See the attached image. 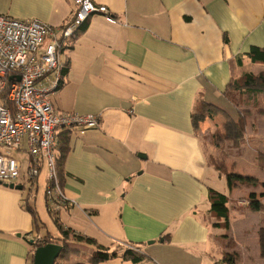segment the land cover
I'll return each instance as SVG.
<instances>
[{
	"label": "crops",
	"instance_id": "crops-1",
	"mask_svg": "<svg viewBox=\"0 0 264 264\" xmlns=\"http://www.w3.org/2000/svg\"><path fill=\"white\" fill-rule=\"evenodd\" d=\"M92 1L117 22L96 13L83 23L64 49L67 71L50 101L57 111L100 121L83 133L57 130L68 141L60 176L67 199L50 203L43 195V206L64 228L117 249L116 257L88 264H134L121 257L132 245L145 255L136 264H215L228 251L209 201L210 178L221 173L197 132L210 129L208 117L194 123L192 114L204 100L236 121L230 104L243 96L236 111L248 109L250 124L264 121L263 83L225 93L245 73L264 78L262 62L246 55L264 47V0ZM73 9V0H0V14L52 26L65 25ZM27 181L22 172L21 189L0 182V264H29L35 235L62 243L31 204ZM75 242L77 250L84 243Z\"/></svg>",
	"mask_w": 264,
	"mask_h": 264
},
{
	"label": "built area",
	"instance_id": "built-area-1",
	"mask_svg": "<svg viewBox=\"0 0 264 264\" xmlns=\"http://www.w3.org/2000/svg\"><path fill=\"white\" fill-rule=\"evenodd\" d=\"M73 3L72 17L63 26L0 14V182L16 183L24 160L17 154L25 153L28 164L23 174L28 182L32 184L45 166L44 194L48 202L57 204L67 199L56 172L57 130L83 133L100 121L99 115L61 112L51 104L50 95L64 68L60 54L93 14L117 22L105 5L92 0ZM45 39L49 41L41 50ZM34 239L44 245L40 235Z\"/></svg>",
	"mask_w": 264,
	"mask_h": 264
},
{
	"label": "rangeland",
	"instance_id": "rangeland-1",
	"mask_svg": "<svg viewBox=\"0 0 264 264\" xmlns=\"http://www.w3.org/2000/svg\"><path fill=\"white\" fill-rule=\"evenodd\" d=\"M74 40V39H73ZM70 41V42H73ZM49 40L45 39L44 43L41 46V50L47 44ZM67 49V48H66ZM67 50L61 52V59L65 58L67 55ZM258 66L261 67L264 71V63H258ZM239 97V96H238ZM245 99V97L240 96ZM241 98V101L236 100V97L232 98L231 108L235 119L238 120V116H244L245 123H247L246 131L241 133L237 129L236 140L227 138L226 140H221L219 137L223 135V122L225 118L219 117L220 115L208 116L209 130L200 131V136L202 137L203 142H209L212 147L210 149L211 159L216 163V166L221 174L218 172L215 174V177L210 178V183L213 187L222 193L229 196L228 211L231 218V223L229 221V228H224L220 226V236L218 237L225 244V249L228 250V254H236L238 257L234 264H264V186L261 185V182H264V121L261 123L253 122L250 124L249 117H253L252 113L243 105L244 99ZM263 99L261 96H258L256 102L257 105L261 104ZM242 104V105H241ZM240 110L236 111V106ZM195 112H199V106L196 104L194 108ZM264 119V116L262 117ZM255 121L256 118H253ZM204 125V123H202ZM201 125V127H203ZM200 127V128H201ZM245 128V127H244ZM217 141V146L214 145ZM211 150H214L212 153ZM24 160H22L21 172H25L28 161L26 160L25 155H20ZM228 171L238 172L240 174L252 175L254 176L259 184L250 185V184H241L238 183L232 188L231 194L227 189L225 173ZM47 184V171L43 169L33 185L30 182H26V188H30V194L32 195L31 204L37 207L41 220L47 223L49 229L53 230V233L56 235L64 236L63 232L59 229L57 224L51 220L47 211L44 208V192L45 185ZM251 192H254L255 198L262 203V208L258 211L252 210L249 206L248 197ZM35 196V202H34ZM61 219L63 217L61 215ZM219 224H222L221 219ZM60 223H62L60 221ZM42 234L46 233L44 228H41ZM70 239V238H69ZM72 240V239H71ZM69 248H76L75 241H69L67 243ZM83 246H79V250L69 252L67 259L57 258L55 264H88L93 259V250L97 249L95 244L83 243ZM116 244H114L115 246ZM116 247L120 250L123 248L122 245L117 244ZM125 247V246H124ZM111 248L110 251H112ZM221 256L216 255L214 262H218L222 258ZM218 254H220L218 252ZM120 262L121 258L118 259ZM111 262V261H110ZM129 263V262H128ZM210 263V260L209 262ZM109 264V263H108ZM114 264V263H111ZM127 264V262H126ZM130 264V263H129Z\"/></svg>",
	"mask_w": 264,
	"mask_h": 264
},
{
	"label": "trees",
	"instance_id": "trees-1",
	"mask_svg": "<svg viewBox=\"0 0 264 264\" xmlns=\"http://www.w3.org/2000/svg\"><path fill=\"white\" fill-rule=\"evenodd\" d=\"M82 27V26H81ZM246 55L250 58L252 62H262L264 63V47H259V46H251L246 53ZM67 71V66L62 69L61 71V79H60V84L62 83L63 77L66 74ZM262 77H264V72L261 73ZM258 81L259 83L264 84V78L258 79L257 75H254L252 73H245L242 75L240 79L230 81L228 84V88H226V94L230 89H240L245 85H253L255 82ZM58 86V87H59ZM57 87V88H58ZM231 93V92H230ZM228 92V95H230ZM52 104V103H51ZM197 104L199 106V112H195L192 114L193 117V122L198 123L202 119L208 116L212 115H222L225 118V121L223 122V135L222 136H216L221 138V140H226L227 138H231L232 140H236V133L237 129L243 131L244 123H245V118L244 116H239L238 120L234 121L224 110L221 108L211 104L207 103L204 100H198ZM68 131L70 130H64V133L67 134L68 136ZM59 136V134H58ZM67 136L65 137H59L57 139V146L55 149V157H56V172L60 181V176L62 173V162L65 157V154L68 150V141H67ZM236 138V139H235ZM215 145L217 146V141L215 142ZM225 179H226V184L229 189L233 187L234 185L241 183V184H250V185H256L259 184L257 179L254 176L250 175H245V174H240L238 172H227L225 173ZM61 184V183H60ZM261 185L264 186V182L260 183ZM45 195V194H44ZM45 200H47L46 195H45ZM229 200L228 195L214 189V188H209V201H210V211L212 214L217 218L222 220V224L217 223V225L222 226L224 228L229 227L228 223V207H227V202ZM248 202L249 206L253 210H260L262 208V203L255 198L254 192H251L248 197ZM26 209L31 213L34 222L37 220V215L36 211L33 207L30 205L26 206ZM51 213V211H50ZM59 229L63 232L64 236H62L61 241H62V251L60 254V258L62 259H67L69 252H72L74 250L78 251L77 248H69L67 243H68V237L71 236L72 240L74 241H82L84 243L88 244H95L94 239L85 237V236H80L79 234H75L72 230L69 228H64L63 225L58 222L57 220L54 221ZM44 244L49 243V242H54L55 240H52L48 234L45 236H41V240ZM57 243V242H56ZM40 244L36 243V240L33 238V241L31 243L33 252L37 246ZM97 249L93 251V259L91 260L92 262H100V261H105L110 258L116 257L117 254V249L108 251V248L103 247L101 245H96ZM122 258L125 259H130L132 263L136 264L140 261L143 260L145 257L144 254H141L133 245L130 246L129 248H125V250L121 254ZM236 254H228L224 253L222 255V258L220 261L216 262L215 264H234L237 259ZM29 264H33V254L31 255Z\"/></svg>",
	"mask_w": 264,
	"mask_h": 264
},
{
	"label": "water",
	"instance_id": "water-1",
	"mask_svg": "<svg viewBox=\"0 0 264 264\" xmlns=\"http://www.w3.org/2000/svg\"><path fill=\"white\" fill-rule=\"evenodd\" d=\"M10 188L21 189V185H15L13 183L5 184ZM160 241L163 239L160 238ZM152 243V240L147 242ZM62 244L56 242H49L44 245L37 246L33 253V264H55L57 258H59L62 251Z\"/></svg>",
	"mask_w": 264,
	"mask_h": 264
}]
</instances>
